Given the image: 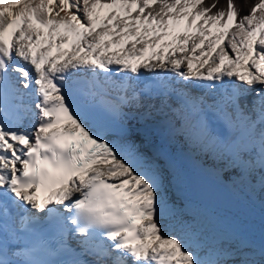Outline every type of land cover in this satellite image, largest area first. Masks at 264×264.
Listing matches in <instances>:
<instances>
[{
	"label": "snow or ice",
	"instance_id": "obj_1",
	"mask_svg": "<svg viewBox=\"0 0 264 264\" xmlns=\"http://www.w3.org/2000/svg\"><path fill=\"white\" fill-rule=\"evenodd\" d=\"M0 264H264V0H0Z\"/></svg>",
	"mask_w": 264,
	"mask_h": 264
},
{
	"label": "water",
	"instance_id": "obj_2",
	"mask_svg": "<svg viewBox=\"0 0 264 264\" xmlns=\"http://www.w3.org/2000/svg\"><path fill=\"white\" fill-rule=\"evenodd\" d=\"M199 175L201 176V183L209 189H212L218 193H220L222 196H229L232 194V188L231 185L216 176H213L207 172L199 171Z\"/></svg>",
	"mask_w": 264,
	"mask_h": 264
},
{
	"label": "bare ground",
	"instance_id": "obj_3",
	"mask_svg": "<svg viewBox=\"0 0 264 264\" xmlns=\"http://www.w3.org/2000/svg\"><path fill=\"white\" fill-rule=\"evenodd\" d=\"M176 148H177V154L178 155H182L184 157V159H185V162L190 167H192L194 170H198L197 169V165H200V164L203 163L201 160H199L198 156L195 153L189 154L186 151L185 152H181L180 149L182 148V142L178 141L177 144H176ZM207 173H209V174H211L213 176H216L218 178H221V179L227 181L231 185V182H230V180L227 179L226 174L221 173L220 175H216L213 172H207Z\"/></svg>",
	"mask_w": 264,
	"mask_h": 264
}]
</instances>
